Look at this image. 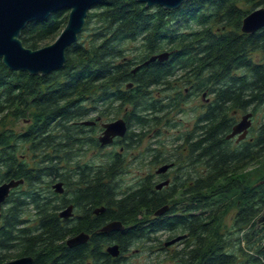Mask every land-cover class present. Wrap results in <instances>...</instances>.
Returning <instances> with one entry per match:
<instances>
[{"label": "trees", "instance_id": "1", "mask_svg": "<svg viewBox=\"0 0 264 264\" xmlns=\"http://www.w3.org/2000/svg\"><path fill=\"white\" fill-rule=\"evenodd\" d=\"M240 1L254 8L244 11L238 6ZM261 5L264 0H190L167 10L147 7L137 0H104L93 7L83 29L93 19L99 23L90 46L80 40L79 34L67 49L62 68L45 76H32L10 70L0 59V114L11 111L17 119L32 120L22 133L0 131V183L24 179L15 188L18 197L7 207L0 233L20 234L24 241L31 239L32 250L44 248L47 259L55 258L54 264H122L124 254L136 242L163 230L185 235L181 239L185 246L177 253L180 264H264V230H256L257 218L264 211V178L258 183L247 176L229 181L224 178L227 183L217 185L235 164L264 157V123L255 136L239 144L227 139L235 123V117L228 115L230 111L264 107V62L253 57L264 52V28L255 33L241 30L243 18ZM68 13L58 10L44 20L30 22L22 30L24 45L37 49L60 34ZM182 23L197 27L183 32ZM138 40L141 46L136 49L141 51L135 58H128L124 44ZM162 51L170 52L167 60L152 61L133 72L137 65ZM178 69L185 71L184 82L196 80L191 84L194 92L208 89L214 94L213 102L186 137L193 169L182 173V183H190L181 192V209L170 198L185 184L176 183L171 191L169 186L158 190L146 179L122 186L118 176L126 157L119 153H111L103 166L78 160L76 168H63V162L70 163L82 151L86 142L79 135L91 126L82 119L92 110L101 107L98 113L102 116L113 107H130L124 115L128 128L133 121L157 125L158 115L168 113L172 105L162 104L151 88L170 86V77ZM129 83H133L130 88ZM171 89L176 86L172 84ZM142 137L128 131L123 140L130 147L139 144ZM21 142L29 144L34 154H41L31 166L17 155ZM72 145L78 150L72 151ZM153 159L151 163H158L162 158ZM199 166H204L205 174H200ZM55 179L66 187L72 184V195L60 197L47 186ZM42 188L53 198H42ZM70 202L75 203L78 214L67 220L59 211ZM28 205L35 207L37 227L33 229L20 227L26 221L24 214L33 215ZM165 205L169 210L156 216L155 212ZM99 207L106 209L93 215ZM234 207L237 211L232 224L222 231L224 213ZM114 220L121 221L124 229L100 230ZM81 232L90 234L89 241L67 246L66 238ZM113 244L119 245V256L108 253L107 247Z\"/></svg>", "mask_w": 264, "mask_h": 264}, {"label": "rangeland", "instance_id": "2", "mask_svg": "<svg viewBox=\"0 0 264 264\" xmlns=\"http://www.w3.org/2000/svg\"><path fill=\"white\" fill-rule=\"evenodd\" d=\"M238 6L244 11H250L254 8L251 3H248L246 1L238 2ZM262 6L263 5H261L260 7ZM91 12H93V8L89 13ZM182 24L183 25L181 26V29L183 30V32H189L191 31V29L197 27L196 25L191 23L189 24V26H184L185 23ZM98 26L99 23H96V21H94L93 19L90 25H88V28L80 33V40H83L85 45H87L88 47L92 42L94 30ZM58 35H55L52 38L42 42L41 47L53 43ZM124 46L126 48L125 53L128 58H135V56H137L141 51V49H136L141 46L140 40L126 42ZM253 57L256 61L264 62V52L254 53ZM184 74V69H178L170 77V86L172 84L173 86H176V89L174 90H169L170 86L167 85H160L156 87L153 86L151 88V91L153 92L155 97L160 100L162 104H169L172 106L168 108V113L158 115L160 122H158L157 125H152V122L146 125H140L137 122L134 123V121L132 122L131 127L128 128L127 131L143 134V137L139 144L128 147L127 144L122 141L125 138V135L124 137L120 138V142H118V144L116 145L109 144L105 146H98L100 144V142L98 141V137L102 134V128L101 123L96 121V125H91L89 127L85 126V133L83 135H79L86 142L82 146V151L79 152V154L76 155L70 163H68V160L66 162H63V168L65 170L76 168L78 160L79 162H81V164L88 163L92 164L91 166L95 167L103 166L111 153L119 152L121 156L126 157L122 164L123 172L118 176V181L122 186L137 185L144 179L147 180L148 184L152 183V185L154 186L156 183L163 181L162 179H164L165 176H168V178H170L171 180L169 187H167L168 191H171L172 188L175 187L176 183H179L180 186H183V184H185L183 187L177 190L176 195L170 198L172 200V203L176 201L178 210L181 209V203L183 200V197L180 196L181 192L185 189V186H188V184L190 183L189 180L182 183L185 179L182 177V173L184 171L189 172L193 169V167L189 164L191 163L190 160H192V158L189 156L190 146L186 141V137L198 122V117L206 111L204 107V101L201 97V90L196 92L194 96L188 95V91H185V87H191L192 90H194V87L191 84L195 85L196 80H185L184 82L182 80ZM180 90H182V93H180ZM183 94L185 96H183ZM21 106L22 104H19V107ZM251 108L252 107L248 108L249 112H252V110H254ZM100 109L101 107L99 108V110ZM127 109L130 110V107H126L125 109L124 107H121V109L113 107L105 113L106 115H102V121L110 122L119 118L125 119L124 115L126 114L125 111ZM99 110H92L90 115L82 120L94 121V119L100 114L98 113ZM244 112L245 111L243 110H238L235 119L241 120ZM228 115H232V111H230ZM31 121V119H17L13 116L11 111H5L4 113L0 114V131L13 130L16 133H22L31 124ZM252 122V132H250L249 136H247L246 138L250 137L251 135L255 136L261 124L264 123V107H260L257 111H255V114L252 117ZM90 138L96 140L99 144L96 145L94 142H92V140H89ZM122 145L125 146V150L123 151L121 150ZM28 146L29 144L22 145L21 142L19 144V147L22 148L18 150L17 155L19 159H25L26 162H28V164L31 166L36 162V160H38L41 154H34L28 149ZM71 148H75L72 150L75 152L79 147L72 145ZM71 148H68L67 151L70 152ZM154 157H159V159H162L158 163H151V160H154ZM171 162L174 163V166L166 174H157L156 171L158 170V168H160L164 164H168ZM198 169L200 174H205L206 169L204 168V166H199ZM194 174H197V171L194 172ZM238 176H247L251 179L252 183H258V181L264 178V157L261 159H256L254 161L245 162L240 165L235 164L232 170H230L229 172L224 174L222 178H219L217 180V185L226 184L227 182H225L224 178L229 181L232 178H236ZM58 181L61 180L55 179V181L47 183V186L51 187L53 183H56ZM59 195L61 197L64 194ZM34 209L35 207L33 205H28L27 210L30 213H33V215L24 214L23 216L26 217V219H29V217L33 218L35 213ZM236 211L237 210L234 207L227 213H224L222 231L228 230V228L231 226ZM146 214L147 212L144 213V215ZM177 236H179V234L177 235L176 232L171 233L167 230H163L152 235L150 239L140 240L136 242L132 246L130 251L124 254L126 260L122 264H180L177 253L178 251L182 250V248L185 246V243H181L182 240H180L171 245L165 244L167 240L175 238ZM263 242L264 236L262 238V243ZM242 259L243 258L240 257V260Z\"/></svg>", "mask_w": 264, "mask_h": 264}, {"label": "water", "instance_id": "3", "mask_svg": "<svg viewBox=\"0 0 264 264\" xmlns=\"http://www.w3.org/2000/svg\"><path fill=\"white\" fill-rule=\"evenodd\" d=\"M104 0H0V59L3 64L10 70L26 71L32 76H45L55 70L62 68L66 63V51L74 44L83 31L90 10ZM144 3L147 7L161 6L167 10L179 8L184 2L190 0H137ZM58 10H68V19L65 27L51 44L42 46L37 49L28 48L24 45L21 34L26 26L35 20H44L51 13ZM264 28V6L257 8L248 13L242 21L241 30L244 33H255ZM170 57V52L164 51L152 55L143 64H139L133 69V72L140 69L143 65L152 61H164ZM133 83H129L127 87H131ZM253 113H246L242 119L233 126L232 131L227 135V139H231L239 135L238 141L244 140L251 128ZM86 125H93L95 121H84ZM104 131L99 136V142L102 146L110 144L116 137H124L127 133L128 126L124 118H119L110 122L103 123ZM174 166V163L162 165L156 171L157 174L166 173ZM171 180L167 178L156 184V189L161 190L165 186H169ZM24 183V179H12L8 182L0 184V215L1 203L8 195L11 188L17 187ZM53 187L56 192L64 191L63 181L56 182ZM105 207L95 209V213H103ZM73 206L60 212L61 217H69L72 215ZM169 210V205L159 208L155 215H163ZM124 225L121 221L114 220L107 222L101 231L111 232L123 230ZM262 232L264 230V211L257 218V228ZM90 235L85 232L77 234L68 240L70 246L85 243L89 240ZM185 235H179L167 242L166 245L174 244ZM264 250V242L261 244ZM108 253L112 256H119L120 247L113 244L107 247ZM31 258H21L10 261L6 264H30Z\"/></svg>", "mask_w": 264, "mask_h": 264}, {"label": "flooded vegetation", "instance_id": "4", "mask_svg": "<svg viewBox=\"0 0 264 264\" xmlns=\"http://www.w3.org/2000/svg\"><path fill=\"white\" fill-rule=\"evenodd\" d=\"M138 66V65H137ZM184 89H186L185 91H188V95H192V96H194L195 94H196V92H194V90H192V88L191 87H185ZM188 89V90H187ZM183 96H185L184 94H183ZM201 97H202V100L204 101V107H205V109L207 110L209 107V104H211L212 102H213V100H214V96H213V93H211L208 89H206V90H203L202 91V95H201ZM183 99H186V98H183ZM183 102V101H182ZM251 109H253V108H251ZM249 109H246V110H243V111H245L244 112V114H246L247 112H249L248 111ZM252 112H253V116H254V114H255V111L254 110H252ZM238 113V110L237 109H235L233 112H232V116H236V114ZM243 114V115H244ZM243 115H242V117H243ZM242 119V118H241ZM94 121L96 122V121H98V122H100L101 123V128H102V130H101V133L104 131V128H103V123H104V121H102V116H100V114H99V116H97L95 119H94ZM113 121V120H112ZM126 121V120H125ZM240 120H237V119H235V123L233 124V126L235 125V124H237L238 122H239ZM127 123V122H126ZM97 124V122L95 123V124H93V125H96ZM233 126H232V128H231V131H232V129H233ZM251 129H252V126H251V128L249 129V133H248V135L247 136H249V134H250V131H251ZM230 131V132H231ZM128 132V131H127ZM229 132V133H230ZM228 133V134H229ZM127 134V133H126ZM102 135V134H101ZM238 137H239V135H236L235 137H233V138H231V139H229V140H231V142L233 143V144H239L240 142H242L241 140L240 141H238ZM120 138L121 137H116L115 139H114V141L112 142V143H110L111 145H116V144H118V142H120ZM245 139H247V138H245ZM244 139V140H245ZM98 141H99V137H98ZM125 144H127V141H124V140H122ZM101 145V144H100ZM107 145H109V144H107ZM102 146V145H101ZM127 146H128V144H127ZM121 150L123 151V150H125V146L124 145H122L121 146ZM119 153V152H118ZM171 163H173V162H171ZM71 169H74V168H71ZM170 170V169H169ZM168 170V171H169ZM167 171V172H168ZM166 172V173H167ZM166 173H163V174H166ZM168 178V176L166 177L165 176V178L164 179H167ZM164 179H162V180H164ZM4 182H8V181H3L2 183H4ZM2 183H0V184H2ZM64 183V182H63ZM23 184V183H22ZM55 183H53V185H54ZM157 184V183H156ZM53 185L51 186V188H52V190H54V192H56V190H55V188L53 187ZM18 187V186H17ZM17 187H14V188H11V190L9 191V193H8V195L6 196V198L2 201V203H1V215H0V228H3V222H4V217H5V213H6V209H7V207L8 206H10V205H13L12 203H14V200L18 197L17 195H18V193L17 192H15V188H17ZM73 189H74V186L72 185V184H70L69 186H67L66 187V185L64 184V191L62 192V193H59V192H56V193H58V194H66L67 195V197L68 196H70V195H72V191H73ZM41 191H42V194H41V196H42V198H47V199H49V198H53V196L52 195H50L49 193H46V192H48L46 189H44V188H42L41 189ZM65 195V196H66ZM54 200V199H53ZM69 206H73V210H72V215L71 216H69V217H67V218H65V219H71V218H73V217H75V216H77V214H78V211H77V206L75 205V203H73V202H70L69 204H67L64 208H62L59 212H62L63 210H65V209H67ZM36 212H37V210H36ZM94 214H96L95 212H93V215ZM98 214H100V213H98ZM98 214H96V215H98ZM34 216H35V214H34ZM37 225V223H36V221H34V217L31 219V220H29V219H26V221L25 222H23L21 225H20V227H28V228H31V229H33V228H35V227H37L36 226ZM100 230H101V228H100ZM86 233V232H85ZM30 235H32V234H30ZM36 236L37 237V235L38 234H34L33 233V236ZM77 234H75V235H69L67 238H66V240H65V242H66V244H67V246H69V247H72V246H70L69 245V243H68V240L69 239H71L72 237H75ZM90 235V234H89ZM89 239H90V237H89ZM89 241V240H88ZM86 243V242H85ZM31 245H33V241L31 240V239H27L26 241H24L23 240V236L22 235H20V234H18L17 236H7V235H5V234H2V233H0V264H6V263H8V262H10V261H14V260H17V259H21V258H24V257H27V258H31V263L30 264H54L55 263V258L53 257V256H51V257H48L49 259H47V256H48V254H47V252L45 251V249L43 248V249H39V248H35L34 250H32V248H31ZM51 255H54V253L53 252H51ZM90 264V263H89Z\"/></svg>", "mask_w": 264, "mask_h": 264}]
</instances>
